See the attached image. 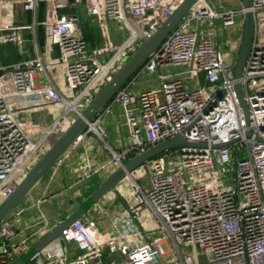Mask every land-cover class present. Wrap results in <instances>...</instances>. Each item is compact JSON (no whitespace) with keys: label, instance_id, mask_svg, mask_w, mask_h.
<instances>
[{"label":"built area","instance_id":"2783aa9c","mask_svg":"<svg viewBox=\"0 0 264 264\" xmlns=\"http://www.w3.org/2000/svg\"><path fill=\"white\" fill-rule=\"evenodd\" d=\"M183 1L0 0V45L12 43L20 57L26 54L17 8L33 14L32 26L43 35L41 47L35 36L31 40L33 58L0 65V207ZM217 1L193 5L48 172L55 174L90 138L104 160L85 149L78 182L103 175L102 184L127 159L176 137L205 147L166 152L128 173L116 185L117 195L108 193L121 206L110 218L111 229L102 230L86 214L29 264H264V0H251L254 37L238 81L234 66L246 11L241 0H231L236 8L228 10ZM83 12L95 20L99 46L85 38ZM110 23L124 33L118 43ZM170 66L184 71L162 73ZM237 82L247 125L234 92ZM117 108L129 132L128 147L120 150L110 145L103 126ZM40 112L44 124L33 119ZM33 188L0 224V264H12L76 210L60 220L52 209L42 212L45 201L39 200L33 204L37 224L23 223L28 208L21 203ZM103 198L93 210L107 216ZM70 245L77 251L73 257Z\"/></svg>","mask_w":264,"mask_h":264},{"label":"water","instance_id":"95a60500","mask_svg":"<svg viewBox=\"0 0 264 264\" xmlns=\"http://www.w3.org/2000/svg\"><path fill=\"white\" fill-rule=\"evenodd\" d=\"M198 0H184L174 13L162 24L158 32L141 48L135 52L117 72L112 80L97 95L85 112L64 132V134L49 148L39 162L31 169L26 178L16 188L14 194L0 207V224L17 206V204L29 193V191L41 180V178L51 169L57 160L74 144L77 138L88 128L89 124L102 112V110L112 101L116 94L129 82L135 73L142 68L148 57L159 49L169 33L187 15L189 10ZM251 0H241V7L246 11L243 16V35L234 66V78L238 81L242 77V72L251 52L254 37V15L250 11ZM239 106L243 112L245 125L248 124V108L243 98L240 84L234 85ZM249 135L248 133H246ZM226 144L216 145L213 148H222ZM205 147L202 144L188 143L176 137L165 143L156 145L147 151L127 159L118 169L110 174L105 181L69 216L68 219L60 223L51 231L43 234L39 241L32 245L30 249L17 258L12 264H29L31 258L47 248L54 240L61 237L62 231L75 221L85 216L88 211L106 194L115 190L128 173L136 170L146 162L176 149ZM68 248V244L64 243Z\"/></svg>","mask_w":264,"mask_h":264},{"label":"crops","instance_id":"0c3cea01","mask_svg":"<svg viewBox=\"0 0 264 264\" xmlns=\"http://www.w3.org/2000/svg\"><path fill=\"white\" fill-rule=\"evenodd\" d=\"M219 1L222 2V5L224 2H231V0H218L217 2L219 3ZM42 19L43 12L40 11L37 16V20L41 21ZM33 21V14L26 13L22 8H17L16 23L18 26L23 28L24 38L26 41V54L23 58L20 57L16 46L12 43L0 45V65L2 67L12 66L18 63L21 59L33 58L35 56V50L31 44V40L34 39V36L37 39L38 46H42V29L40 27L35 28V26H32ZM100 43L101 42L98 35V40L96 43L89 44L91 46H99ZM225 49L226 47L223 46V50ZM150 80H154V78L152 77ZM143 86L144 85L142 83V87ZM32 116L35 122L44 124L46 117L44 112L34 113ZM103 126L107 133L108 142L114 149L120 150L122 148L128 147L129 132L124 123L122 110L120 108L113 110L103 120ZM88 148L91 149L93 154L98 156L101 161L104 160L103 155H100V148L98 147L95 140L93 138L85 140L82 144H80V146L71 152L70 157L60 169L55 171V174H53L54 170L48 172L41 182L35 186L30 194L22 201L21 205L25 208H28V211H26L22 216L23 223H26L27 225L37 224L39 209L33 207V204L39 200L45 201V203L40 208L42 212L49 215L51 211L50 209H52L53 213H55L60 220H63L100 186L102 180L104 179L103 175L95 176L82 182L77 181L78 176L80 175V173L77 171L80 161L79 158L84 150ZM109 195L110 194H106L105 198H103L102 202L100 203V205L106 209L107 216H101L97 214L95 209L93 210V207L87 213V215L89 214V216L94 217L100 228L105 231L111 229L112 222L110 218L115 216L121 210V206L117 200H114L113 196ZM110 210H112V212H110ZM70 251L72 257L77 254V251L73 245H70ZM103 260H108V254L106 252L104 254Z\"/></svg>","mask_w":264,"mask_h":264},{"label":"rangeland","instance_id":"374dc122","mask_svg":"<svg viewBox=\"0 0 264 264\" xmlns=\"http://www.w3.org/2000/svg\"><path fill=\"white\" fill-rule=\"evenodd\" d=\"M216 0H214L215 2ZM210 3H213V0H209ZM222 8L224 10H228V9H232V8H236V4L235 3H223ZM219 8H216V10H218ZM82 19H83V30L86 36V39L88 41V43L90 44H94L96 43V41L98 40V35H99V31L98 28H96V23L94 21L93 18H87L83 12L82 14ZM109 31H110V35L112 37V39L114 40V42L118 43L120 42V40H122L124 38V33H120L118 31V26H116L115 23H111L109 24ZM184 71L183 68L180 67H167V68H163L162 69V73H166V74H173V75H178L181 74ZM142 82V79H140L139 83ZM112 208V207H110ZM110 212H112V210H110Z\"/></svg>","mask_w":264,"mask_h":264},{"label":"bare ground","instance_id":"6f19581e","mask_svg":"<svg viewBox=\"0 0 264 264\" xmlns=\"http://www.w3.org/2000/svg\"><path fill=\"white\" fill-rule=\"evenodd\" d=\"M110 196V195H109Z\"/></svg>","mask_w":264,"mask_h":264}]
</instances>
